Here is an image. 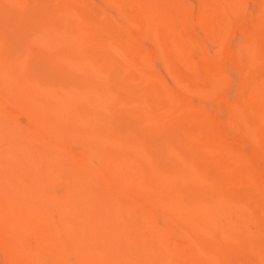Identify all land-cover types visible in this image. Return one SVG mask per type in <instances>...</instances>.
<instances>
[{
    "label": "bare ground",
    "instance_id": "obj_1",
    "mask_svg": "<svg viewBox=\"0 0 264 264\" xmlns=\"http://www.w3.org/2000/svg\"><path fill=\"white\" fill-rule=\"evenodd\" d=\"M261 162L264 0H0V264H264Z\"/></svg>",
    "mask_w": 264,
    "mask_h": 264
},
{
    "label": "rangeland",
    "instance_id": "obj_2",
    "mask_svg": "<svg viewBox=\"0 0 264 264\" xmlns=\"http://www.w3.org/2000/svg\"><path fill=\"white\" fill-rule=\"evenodd\" d=\"M250 6L252 7L253 5L250 4ZM230 60L232 61V60H233V57H231ZM215 117H216V118H221L222 115L216 114ZM254 147H255V144L250 142V144L247 146V149H248V150H252V149H254ZM260 165H261L262 167H264V164H263L262 162L260 163Z\"/></svg>",
    "mask_w": 264,
    "mask_h": 264
}]
</instances>
